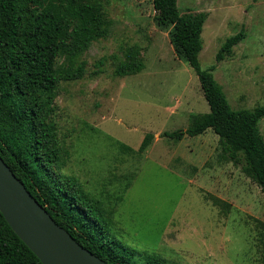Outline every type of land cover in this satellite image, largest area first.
<instances>
[{"label": "rangeland", "instance_id": "rangeland-1", "mask_svg": "<svg viewBox=\"0 0 264 264\" xmlns=\"http://www.w3.org/2000/svg\"><path fill=\"white\" fill-rule=\"evenodd\" d=\"M111 35L85 55L87 76L62 83L53 121L76 177L109 212L121 239L166 264H264V193L241 167L221 157L210 129L181 141L166 132L187 130L210 111L200 81L176 56L170 27L158 25L150 0H103ZM181 13H207L199 60L223 87L234 109L264 106V0H178ZM245 40L218 64L225 41ZM142 48L145 69L114 75L125 49ZM103 62V65H101ZM264 136V119L261 122ZM154 139L138 150L147 134ZM131 148L133 151L125 149ZM230 205L225 214L207 195Z\"/></svg>", "mask_w": 264, "mask_h": 264}, {"label": "trees", "instance_id": "trees-1", "mask_svg": "<svg viewBox=\"0 0 264 264\" xmlns=\"http://www.w3.org/2000/svg\"><path fill=\"white\" fill-rule=\"evenodd\" d=\"M150 1L158 25L171 28L176 56L198 76L210 108L195 116L187 130L164 135L181 141L211 129L219 137L221 157L241 167L264 193V106L234 109L212 74L215 67L202 68L207 13H181L178 0ZM113 26L103 0H0V155L55 222L107 264H166L156 251L141 252L126 244L113 227V212L64 172L68 153L59 144L52 119L61 84L87 76L85 55L111 35ZM245 38L243 30L228 38L216 62L231 58ZM145 67L142 48L129 46L115 64L114 75L134 76ZM153 139L147 134L138 152L145 153ZM207 199L228 213L225 201L212 194ZM0 264H43L1 211Z\"/></svg>", "mask_w": 264, "mask_h": 264}, {"label": "water", "instance_id": "water-1", "mask_svg": "<svg viewBox=\"0 0 264 264\" xmlns=\"http://www.w3.org/2000/svg\"><path fill=\"white\" fill-rule=\"evenodd\" d=\"M0 211L43 264H107L55 222L1 155Z\"/></svg>", "mask_w": 264, "mask_h": 264}]
</instances>
